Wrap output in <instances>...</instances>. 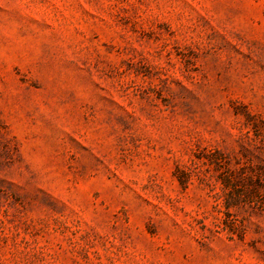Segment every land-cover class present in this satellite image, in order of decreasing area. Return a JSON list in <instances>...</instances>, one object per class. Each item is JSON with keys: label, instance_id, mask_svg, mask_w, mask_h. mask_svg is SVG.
<instances>
[{"label": "rangeland", "instance_id": "rangeland-1", "mask_svg": "<svg viewBox=\"0 0 264 264\" xmlns=\"http://www.w3.org/2000/svg\"><path fill=\"white\" fill-rule=\"evenodd\" d=\"M0 264H264V0H0Z\"/></svg>", "mask_w": 264, "mask_h": 264}]
</instances>
